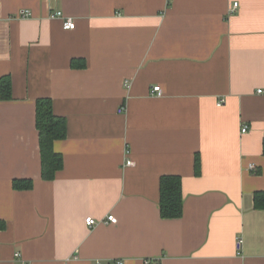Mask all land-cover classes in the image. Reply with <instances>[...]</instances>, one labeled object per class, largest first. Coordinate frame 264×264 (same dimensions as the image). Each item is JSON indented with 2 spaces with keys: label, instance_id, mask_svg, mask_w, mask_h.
Returning <instances> with one entry per match:
<instances>
[{
  "label": "crops",
  "instance_id": "0c3cea01",
  "mask_svg": "<svg viewBox=\"0 0 264 264\" xmlns=\"http://www.w3.org/2000/svg\"><path fill=\"white\" fill-rule=\"evenodd\" d=\"M6 75L0 264H264V0H0ZM46 97L67 120L51 180ZM170 174L183 183L174 219L160 213Z\"/></svg>",
  "mask_w": 264,
  "mask_h": 264
},
{
  "label": "trees",
  "instance_id": "16d2710c",
  "mask_svg": "<svg viewBox=\"0 0 264 264\" xmlns=\"http://www.w3.org/2000/svg\"><path fill=\"white\" fill-rule=\"evenodd\" d=\"M74 67H85L86 62L72 61ZM12 98V79L9 75L0 78V99ZM37 128L40 136L42 154V175L44 179L51 180L64 165L61 153L54 149V142L67 136V120L64 116L55 113L50 98L37 100ZM196 172L200 173V157L196 159ZM33 185L31 179L14 180L15 188L29 189ZM160 213L163 218H179L184 212L183 183L179 175H163L160 180ZM256 208H264V191L255 194ZM0 226L4 224L0 222Z\"/></svg>",
  "mask_w": 264,
  "mask_h": 264
},
{
  "label": "built area",
  "instance_id": "2783aa9c",
  "mask_svg": "<svg viewBox=\"0 0 264 264\" xmlns=\"http://www.w3.org/2000/svg\"><path fill=\"white\" fill-rule=\"evenodd\" d=\"M238 6H239V3L235 2L234 5H233V8L231 9V11L235 12L237 10ZM19 15H20V17H29V16L32 15V12L29 9H23V10L20 11ZM52 17L64 18L65 19V21H64V28L65 29H74L75 26H76L75 20L73 18H70V17L65 18L63 12L60 11V10H58L54 14H52ZM153 92H155L157 95H162L161 86L160 85L154 86ZM221 104H223V100H221L219 102V105H221ZM247 129H248V127L244 126L243 127V132H246ZM126 164L127 165H131V164H133V161L131 159H129V160H127ZM250 167L253 168L254 165H251ZM107 221L111 222V223H117L118 218L114 214H109L107 216ZM86 223L89 226L93 227V226H95L97 224V220L93 216H88L86 218ZM19 255H20V253H19ZM117 263L122 264L123 261L120 260ZM21 264H30V263L22 262Z\"/></svg>",
  "mask_w": 264,
  "mask_h": 264
}]
</instances>
